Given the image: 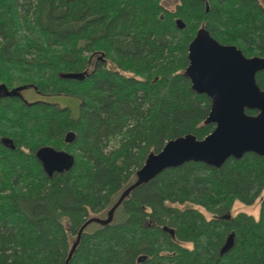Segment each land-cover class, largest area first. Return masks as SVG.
<instances>
[{
	"label": "trees",
	"instance_id": "1",
	"mask_svg": "<svg viewBox=\"0 0 264 264\" xmlns=\"http://www.w3.org/2000/svg\"><path fill=\"white\" fill-rule=\"evenodd\" d=\"M161 1L0 0V84L80 100L73 118L23 89L0 92V264H65L149 153L213 130L210 99L185 75L200 27L264 57L259 0ZM97 52L104 61H91ZM256 82L264 88V71ZM42 155L65 165L48 171ZM258 199L257 218L230 214ZM67 264H264V157L190 161L138 183L109 223L83 228Z\"/></svg>",
	"mask_w": 264,
	"mask_h": 264
},
{
	"label": "water",
	"instance_id": "2",
	"mask_svg": "<svg viewBox=\"0 0 264 264\" xmlns=\"http://www.w3.org/2000/svg\"><path fill=\"white\" fill-rule=\"evenodd\" d=\"M177 25L184 27L180 20ZM187 59L185 75L191 88L210 99L205 122L212 123L213 130L202 139H197L193 134L170 139L160 151L149 153L136 172V182L121 194L108 211L107 218L92 217L82 225L65 264L83 228L92 222L109 223L117 205L138 183L148 182L165 169L176 168L190 161L219 168L227 159H240L249 152L264 157V88H260L256 82V75L264 71V57H247L235 45L218 42L205 28L200 27L188 45ZM24 88L8 91L4 84H0V92L4 89L5 95ZM248 110L255 113L249 114Z\"/></svg>",
	"mask_w": 264,
	"mask_h": 264
},
{
	"label": "rangeland",
	"instance_id": "3",
	"mask_svg": "<svg viewBox=\"0 0 264 264\" xmlns=\"http://www.w3.org/2000/svg\"><path fill=\"white\" fill-rule=\"evenodd\" d=\"M177 0H162V5L168 9V10H174ZM259 2L264 5V0H259ZM100 58L103 59L101 52H97V54H94V57L91 59V61ZM112 63L110 62V65ZM109 65V66H110ZM91 69V67L89 68ZM22 96L28 101H34V100H43L51 103H56L58 106L61 107H68L70 110L71 116L73 118H76L79 113V103L80 100L78 97L69 96V95H41L38 94L32 87L24 88L22 91ZM260 200H256L253 204H244L240 201H235L230 209V214L234 216L238 212H244L246 214H250L254 216L255 218L259 215L260 210ZM207 216H211L209 213H206Z\"/></svg>",
	"mask_w": 264,
	"mask_h": 264
},
{
	"label": "flooded vegetation",
	"instance_id": "4",
	"mask_svg": "<svg viewBox=\"0 0 264 264\" xmlns=\"http://www.w3.org/2000/svg\"><path fill=\"white\" fill-rule=\"evenodd\" d=\"M97 59H100V58H97ZM100 60H102V61H104L105 59L103 58V59H100ZM2 91L4 92L5 90L4 89H2ZM43 156V155H42ZM52 157H58V155L55 153ZM43 162H44V164H48V163H50V165H49V167L47 168L48 169V171H52V170H55V169H59V167H61V166H63L65 163H56L55 161H53V160H51V161H49L48 159H47V157H44L43 156Z\"/></svg>",
	"mask_w": 264,
	"mask_h": 264
}]
</instances>
